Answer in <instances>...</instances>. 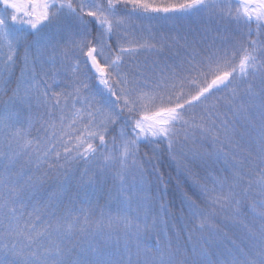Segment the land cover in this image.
Returning <instances> with one entry per match:
<instances>
[{"label": "snow or ice", "instance_id": "obj_1", "mask_svg": "<svg viewBox=\"0 0 264 264\" xmlns=\"http://www.w3.org/2000/svg\"><path fill=\"white\" fill-rule=\"evenodd\" d=\"M0 264H264V0H0Z\"/></svg>", "mask_w": 264, "mask_h": 264}, {"label": "trees", "instance_id": "obj_2", "mask_svg": "<svg viewBox=\"0 0 264 264\" xmlns=\"http://www.w3.org/2000/svg\"><path fill=\"white\" fill-rule=\"evenodd\" d=\"M160 174L164 176L165 180H169L172 177H175V167L171 165L170 162L166 160L160 161ZM172 185H175V180H171ZM172 197H175L176 206H179V195L178 193H174L172 188H169V195L165 197V200H168Z\"/></svg>", "mask_w": 264, "mask_h": 264}, {"label": "rangeland", "instance_id": "obj_3", "mask_svg": "<svg viewBox=\"0 0 264 264\" xmlns=\"http://www.w3.org/2000/svg\"><path fill=\"white\" fill-rule=\"evenodd\" d=\"M19 74V71L17 70V75Z\"/></svg>", "mask_w": 264, "mask_h": 264}]
</instances>
